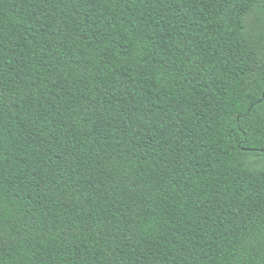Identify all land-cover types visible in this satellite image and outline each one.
<instances>
[{
	"label": "trees",
	"instance_id": "16d2710c",
	"mask_svg": "<svg viewBox=\"0 0 264 264\" xmlns=\"http://www.w3.org/2000/svg\"><path fill=\"white\" fill-rule=\"evenodd\" d=\"M0 264H264V0H0Z\"/></svg>",
	"mask_w": 264,
	"mask_h": 264
}]
</instances>
